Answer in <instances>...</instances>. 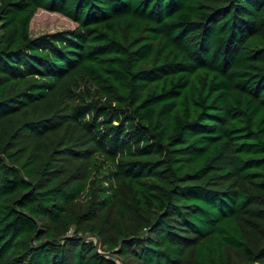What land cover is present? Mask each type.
Returning <instances> with one entry per match:
<instances>
[{
	"label": "trees",
	"instance_id": "obj_1",
	"mask_svg": "<svg viewBox=\"0 0 264 264\" xmlns=\"http://www.w3.org/2000/svg\"><path fill=\"white\" fill-rule=\"evenodd\" d=\"M0 29V264H264V0H0Z\"/></svg>",
	"mask_w": 264,
	"mask_h": 264
},
{
	"label": "rangeland",
	"instance_id": "obj_2",
	"mask_svg": "<svg viewBox=\"0 0 264 264\" xmlns=\"http://www.w3.org/2000/svg\"><path fill=\"white\" fill-rule=\"evenodd\" d=\"M75 26L76 23L68 18L58 14H52L44 10H39L31 22V36L38 37L46 33H54L61 30L71 29Z\"/></svg>",
	"mask_w": 264,
	"mask_h": 264
}]
</instances>
